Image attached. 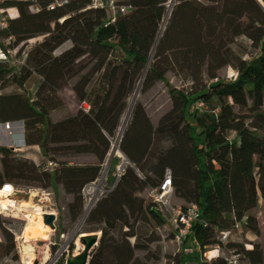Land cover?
<instances>
[{
    "label": "trees",
    "instance_id": "1",
    "mask_svg": "<svg viewBox=\"0 0 264 264\" xmlns=\"http://www.w3.org/2000/svg\"><path fill=\"white\" fill-rule=\"evenodd\" d=\"M56 1L60 7L48 9ZM172 6L165 26L159 27ZM131 11L109 23L104 9L91 0H37L12 4L18 12L0 32L21 48L32 38L42 40L25 54L19 69L0 64V85L16 75L21 86L32 75L45 84L71 81V90L89 111L52 122L37 101L20 95L0 96V126L22 122L24 145L45 155H93L94 166H57L53 174L39 171L26 153L0 146V188L48 189L59 186L71 197L66 204L69 220L76 223L83 209L81 190L95 182L110 149L109 139L119 127L126 101L141 82V94L155 83L167 89L170 109L153 126L145 108L134 105L120 138L118 150L127 160L112 190L89 211L84 225L99 232L87 264H138L146 261L159 239L154 228L166 218L152 201L140 194L156 189L166 171L171 173L173 195L198 208L184 246L192 241L199 251L218 243V233L234 231L236 224L259 236L257 220L249 213L260 208L264 219V0H120ZM245 19L242 30L235 29ZM58 29L53 30V25ZM239 36L256 50L249 61L231 45ZM70 46L55 55L58 48ZM174 58L186 71L189 89L174 88L165 79L166 64ZM177 60V61H176ZM235 72L221 78L222 69ZM95 87V88H94ZM216 107L210 108L212 102ZM202 103L203 110L196 105ZM215 134V135H214ZM231 136V137H230ZM254 185V194L252 186ZM7 224V223H6ZM174 237L172 231L170 239ZM245 264H264V248L227 243ZM55 247H52L54 250ZM14 238L0 221V257L15 255ZM174 264H224L222 258L205 261L180 252ZM54 264H64L61 255Z\"/></svg>",
    "mask_w": 264,
    "mask_h": 264
},
{
    "label": "rangeland",
    "instance_id": "2",
    "mask_svg": "<svg viewBox=\"0 0 264 264\" xmlns=\"http://www.w3.org/2000/svg\"><path fill=\"white\" fill-rule=\"evenodd\" d=\"M115 1L119 2L120 0ZM171 6L172 5L168 6V8L166 6V13L159 27L158 37L165 26ZM246 24L247 21L245 19H241L235 26V29L242 30ZM52 28L53 30H57L58 26L55 24ZM41 40V37L32 38L21 48L20 56L17 57V65L14 69L17 70L22 66L20 61L23 54ZM69 46L70 45L68 43L64 44L56 50L55 55L62 53L64 50L69 48ZM230 47L244 61H249V59L255 56L257 53L256 50L251 46L249 40L243 36L237 37ZM165 67L166 72L164 77L169 82L170 86L183 89L190 88V84L186 80L185 69H183L179 63L177 64L174 58H171ZM219 75L221 78L229 80L235 77V72L224 68L219 72ZM140 89L141 82L135 85L133 92L126 101V109L120 119L119 127L114 133V136L109 139L110 149L106 154L104 163L101 165L99 177L95 182L90 184L94 186V190H90L89 194L85 197L83 196L81 190L83 209L76 223L70 222L69 214L66 208V204L71 201V197L66 195L59 186L52 185L50 188L45 190L32 187H17L19 192L13 197V200L16 202L15 206L10 208L8 207L7 210L0 212V221L10 230L13 235L17 261L11 257H0V264H26L27 260L24 258L23 253L28 248L32 249L34 253V259L32 260L31 264H54L55 253L58 254V257H60V254L63 255L64 260L74 257L75 254L78 256L82 253L83 247L79 242V234L82 232H92L97 229L96 227L83 226L85 220L81 225L79 224L84 213V208L87 204H90L92 209L97 202L102 201L105 198V196L116 184V176L119 170L126 165L124 158L119 156L118 146L134 105L139 103L145 108L146 114L153 126H155L159 118L170 109L168 92L161 82L155 83L154 86L144 94H141ZM8 95H20L30 102H39L46 109L50 120L54 123L74 115L78 110H80L79 107L82 104L89 106L88 103L79 102L75 97L71 90V81L61 79L53 84L48 85L35 75H32L21 86L18 83L17 76L14 74L10 75L9 79L4 84L0 85V96ZM130 107L131 110L128 113ZM215 107L216 104L213 101L210 105V108ZM17 132L18 130L14 125V128L11 129L10 134H5L3 138H0V146L7 145L6 147L9 146V149L11 145L16 147V144H18L16 138L19 136V133ZM21 145L22 147H20L19 152L12 151V153H26V159L37 166L39 171H50L51 169H56L57 166H55L54 163H62L71 167L97 165V160L93 155H79L70 157L67 154H61L55 155L53 158H51L52 154L48 153V155H45L43 151H40L35 146H27L23 143ZM50 159H53L54 162L52 163V167L47 166V164L50 163ZM95 188L97 189L95 190ZM28 189H38L40 193L34 194L29 192ZM252 189L254 194H256L254 185L252 186ZM140 197L148 203L150 201L148 189H145L140 194ZM168 201L170 204V209H176L177 207H182L185 205L173 194L168 197ZM19 202L23 203L22 207H19ZM34 206H39L45 212V215L54 213L56 217V221L54 223L55 227L52 228L49 226L51 233L46 237L45 241H26L23 235L21 236L18 233L11 231L14 221H28L29 219H32L31 212ZM262 207L263 205L260 202V208L249 213L257 220L260 231L259 236H254L252 233L246 231L241 225L239 229H234V231L231 233L229 237V243L243 245L246 248H249L252 244H258L264 248V219L262 218ZM162 214L166 218V224L154 228L159 240L151 247V256L158 257V260L146 261L144 258V253L137 252L136 256L138 259V264H174L173 259L180 252H184L187 255H191L193 257L201 258L205 261L212 260L210 259L208 250H203V252L199 251L192 241H188L184 246L177 247V245L170 239V235L172 233V224L169 220L168 212L163 211ZM52 247H55V249L52 250Z\"/></svg>",
    "mask_w": 264,
    "mask_h": 264
},
{
    "label": "built area",
    "instance_id": "3",
    "mask_svg": "<svg viewBox=\"0 0 264 264\" xmlns=\"http://www.w3.org/2000/svg\"><path fill=\"white\" fill-rule=\"evenodd\" d=\"M260 1V0H256ZM15 2H25L29 3L28 10L29 12L33 13L36 12L37 7V0H0V32L4 31L9 22L16 19L18 16V12L15 7L12 6ZM66 1H56L50 4L47 8L53 9L55 7H60L61 5L65 4ZM172 5L171 1L167 3L168 6ZM92 8H100L104 9L108 15V21L110 24H114L115 19L121 16H124L128 14L131 11V7L126 5H120L115 0H91ZM264 12V8H263ZM263 32H264V24H263ZM8 40L11 45V53L4 51L2 47V39L0 38V53H2L5 57H0V64L6 65L8 67L15 68L17 65V56L16 52L18 47L14 46V40L12 38H4V40ZM25 59V54H23L21 59V64H23ZM80 110H82L84 113H87L89 111V106H85L84 104L80 105ZM205 107L202 103H199L196 105L197 110H203ZM10 126V128H14V125L16 128L18 127L17 123H5L2 126ZM6 144V143H5ZM10 145V143H9ZM16 147H13L14 145H11L10 149L15 152L20 151V147H22L21 144H16ZM7 145L3 146L6 147ZM9 147V146H8ZM6 147V148H8ZM9 149V148H8ZM125 164H127L125 162ZM48 167H52L51 163L47 164ZM122 167L116 178L118 179L121 174L123 173ZM50 175L53 174V169L48 171ZM171 173L169 171H166L164 173V176L161 180V183L158 188L156 189H148V196L150 198V201H152L154 204H156L158 210L162 213L163 211L168 212L169 220L172 224V231L174 232V237L172 239V242L177 245V247H181L183 245L184 240L189 236L190 229L193 224V222L197 219L198 216V208L195 205H184L182 207H177L176 209H170V204L168 201V197L172 195V188H171ZM92 185H87L82 189L83 196L85 197L87 195L88 190L91 188ZM18 188L9 185V184H3L0 188V193L3 195L9 196L12 200L16 193H18ZM22 192V191H21ZM105 203V200H103ZM16 203V202H15ZM20 204V202L18 203ZM7 210V209H6ZM4 211L0 209V212ZM1 214V213H0ZM54 217V221L52 222L51 227L54 228L56 217L54 213H50ZM242 224H236L235 229H239ZM229 232H220L218 233L217 239L218 243L206 248L205 250H208V253L210 254V259L214 260L216 258H222L224 261V264H245L242 258V255L238 252H236L233 249H229L227 247V243L229 241L230 237ZM54 245V244H53ZM58 254L55 253V262L58 260ZM61 256V254H60Z\"/></svg>",
    "mask_w": 264,
    "mask_h": 264
},
{
    "label": "bare ground",
    "instance_id": "4",
    "mask_svg": "<svg viewBox=\"0 0 264 264\" xmlns=\"http://www.w3.org/2000/svg\"><path fill=\"white\" fill-rule=\"evenodd\" d=\"M2 47L4 51L10 52L11 53V45L8 40L2 39ZM0 57H5L2 53H0ZM130 109L128 110V113L130 112ZM13 129V128H12ZM11 128L10 126H1L0 127V138H3L5 134H10ZM7 143V142H6ZM121 157V155L119 154ZM97 188H95L96 190ZM29 192H32L34 194L40 193L38 189H28ZM90 190H94V186L92 185L91 188L88 190L87 195L89 194ZM45 192V191H43ZM47 195L46 193H44ZM23 203L20 202L19 207H22ZM15 206V201L12 200L9 196L3 195L0 193V209L6 210L8 207H14ZM91 209L90 204L86 205L84 208V213L81 217L80 220V225L84 222L85 218L87 217L89 211ZM32 219H29L28 221H14L11 231L16 232L19 235H23L24 239L26 241H45L46 237L51 233V229L49 226L43 224L41 221L42 217L45 215V212L39 207V206H34L32 209ZM99 232L95 233H80L78 238H84L88 239L90 237H98ZM24 258L27 260L26 264H31L32 260L34 259V253L32 249L28 248L26 251L23 253ZM77 254L74 255L76 257ZM46 259V258H45Z\"/></svg>",
    "mask_w": 264,
    "mask_h": 264
},
{
    "label": "water",
    "instance_id": "5",
    "mask_svg": "<svg viewBox=\"0 0 264 264\" xmlns=\"http://www.w3.org/2000/svg\"><path fill=\"white\" fill-rule=\"evenodd\" d=\"M119 154L122 156V154L119 152ZM124 158V157H123ZM124 161L127 163V160L124 158ZM54 221V217L52 215H44L42 217L43 224L50 226L52 225V222ZM79 242L81 243L83 250L82 253L79 254L76 257H72L70 259L64 260V264H87L89 254L96 244V237H90L88 239L80 238Z\"/></svg>",
    "mask_w": 264,
    "mask_h": 264
},
{
    "label": "clouds",
    "instance_id": "6",
    "mask_svg": "<svg viewBox=\"0 0 264 264\" xmlns=\"http://www.w3.org/2000/svg\"><path fill=\"white\" fill-rule=\"evenodd\" d=\"M18 124V132H20L18 135L22 138V141H23V138H24V129H23V124L22 122H16ZM24 144V142H23Z\"/></svg>",
    "mask_w": 264,
    "mask_h": 264
},
{
    "label": "crops",
    "instance_id": "7",
    "mask_svg": "<svg viewBox=\"0 0 264 264\" xmlns=\"http://www.w3.org/2000/svg\"><path fill=\"white\" fill-rule=\"evenodd\" d=\"M17 130H18V129H17ZM17 133H20V132H17ZM16 139H17V142H18L19 144H22V143H23L22 138H21L20 136H18Z\"/></svg>",
    "mask_w": 264,
    "mask_h": 264
}]
</instances>
